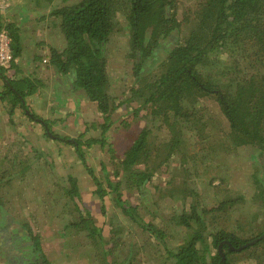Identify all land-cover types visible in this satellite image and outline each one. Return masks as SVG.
Listing matches in <instances>:
<instances>
[{
	"label": "rangeland",
	"instance_id": "374dc122",
	"mask_svg": "<svg viewBox=\"0 0 264 264\" xmlns=\"http://www.w3.org/2000/svg\"><path fill=\"white\" fill-rule=\"evenodd\" d=\"M201 1L177 0L176 16L183 23L182 27L162 42L156 60L147 63L143 78L138 79L139 84L135 81L133 57L127 51L126 17L118 14L122 29L113 36L106 54L107 71L112 82L109 94L115 106L110 116V130L105 135L104 147L99 144L90 149L84 147L89 166L108 193L106 197L102 199L97 193L95 181L81 164L72 145L60 142L56 145L58 148L46 146L44 150L38 149L45 151L42 154L31 153L28 149L32 142L25 139L16 142L15 153L0 154V237L2 232L10 229L13 235L20 233L29 239L28 243L17 239L21 243H16L9 253L0 238V264H22L28 256L25 248L32 243L31 237L39 239V254L49 264H173L168 260L167 249L175 251L189 235L179 226L177 218L183 212L190 213L193 202L199 205V209L211 210L238 199L224 212L207 217L205 235L208 243L212 242L208 234L221 230L244 239L255 238L263 231L264 203L256 196L262 188L258 185V178L264 154L259 147L249 145L232 151L220 149L223 144L218 141L228 134L229 124L221 118L216 99H204L195 106L194 113L208 122V128L201 129L206 140L198 138L199 130L187 129L184 133L187 145L155 172L143 187L146 194L129 189L122 172L115 177L120 158L144 129L152 131L151 148L159 149L158 158L152 165L158 164L166 155L164 144L173 137L172 132L169 126L165 127L159 120L151 118L148 111L140 109L143 100L134 90L153 82L158 76L162 62L187 36L192 25L187 18L193 19ZM2 23L6 25L4 21ZM220 59L218 65L222 66L226 60L233 61L234 58L222 54ZM97 111L98 108L93 106L84 113L79 112L81 116L74 127L65 119L60 126L49 123L50 129L59 137L72 141L99 140L105 121ZM54 124L58 126L53 127ZM20 161L24 163L21 168ZM16 169L21 176L15 174ZM70 178L78 182L79 198L67 194ZM108 180L114 185L121 181L118 193L121 197L111 193ZM186 192L194 196L187 197ZM125 202L137 209L145 223H151L164 233V244L123 213L121 204ZM85 214H89L94 225L101 230L105 243L89 237L87 230L78 226L81 215L85 217ZM212 217L216 219L212 220ZM230 260L232 264H264V249L243 258L233 256Z\"/></svg>",
	"mask_w": 264,
	"mask_h": 264
},
{
	"label": "trees",
	"instance_id": "16d2710c",
	"mask_svg": "<svg viewBox=\"0 0 264 264\" xmlns=\"http://www.w3.org/2000/svg\"><path fill=\"white\" fill-rule=\"evenodd\" d=\"M60 1L63 6L54 11V16L61 21L66 47L63 51H52L51 63L63 76L72 77L75 92H83L87 100L97 103L98 112L105 121L103 134L99 140L72 141L53 133L50 124L38 120V116L33 114L31 119L38 121L57 142L75 148L81 164L95 181L97 193L103 199L108 193L89 166L84 147L90 149L96 144L104 147L105 135L110 130V116L115 106L109 94L112 82L107 71L106 46L114 35L121 32L118 14L126 17L127 51L133 57L134 76L138 84L147 63L156 60L162 42L179 31L183 23L176 16L177 0ZM187 20L192 22L187 36L162 62L158 76L153 82L146 81L134 90L136 96L143 100L140 109L148 111L151 118L159 120L165 127L169 126L173 136L164 144V159L155 166L152 162L158 158L159 149L151 148L149 139L152 131L149 129H144L120 158L115 177L123 173L129 189H138L141 193H145L143 187L155 172L187 145L184 139L187 129L199 130L201 134L198 138L206 140L207 136L202 134L201 129L208 128V122L194 113L195 106L204 99H216L221 118L229 124L228 134L218 141L223 144L220 149L232 151L249 145L259 147L264 154V0H202L193 19ZM2 22L0 19V30L4 25ZM5 26L10 32L12 51L17 58L19 37L11 25ZM222 54L232 55L233 61L226 60L219 66ZM5 81L2 101H8L12 108L20 105L28 110L25 99L35 93V86L31 82H14L6 77ZM260 163L262 172L258 185L262 188L256 199L264 203V158ZM18 164L21 168L24 163L20 161ZM141 166L144 169H140ZM17 170L15 174L21 176L22 173ZM21 171L24 173L26 170ZM107 183L111 193L121 197L118 195L121 181L116 185L110 180ZM78 190L76 180L70 178L67 194L71 198H79ZM185 196L194 194L186 192ZM237 202L238 199L211 210L199 209V205L193 202L190 213L183 212L177 218L179 226L186 229L189 235L175 251L167 249L168 260L173 264H232L230 259L233 256L243 258L264 249V229L252 239L221 230L209 233L212 242L208 243L205 235L207 217L224 212L229 205L234 206ZM121 208L135 224L164 244V233L151 223H145L136 208L126 202L121 204ZM89 214H85V217L81 215L82 221L78 226L87 230L89 237L105 243L101 230L94 225ZM215 219L212 217V220ZM31 238L30 250L38 256L37 264H49L39 254V239ZM253 241L256 243L240 252L230 250L231 247L238 249ZM221 245L224 258L220 255Z\"/></svg>",
	"mask_w": 264,
	"mask_h": 264
},
{
	"label": "crops",
	"instance_id": "0c3cea01",
	"mask_svg": "<svg viewBox=\"0 0 264 264\" xmlns=\"http://www.w3.org/2000/svg\"><path fill=\"white\" fill-rule=\"evenodd\" d=\"M7 2L5 12H0V19L15 30L19 37L20 49L17 64L11 71L7 72L0 68V154L15 153V146L18 144L16 142L25 139L32 142L30 148L34 146L33 149H28L29 152L42 154L45 151L38 149L44 150L46 146L58 148L56 145L60 142L49 139L44 127L38 121H33L31 115L35 114L40 118L38 120L56 123L59 126V123L66 119L70 126L74 127L81 116L80 113L93 106L98 107L97 103L87 100L83 92H75L72 88V77L63 76L51 63L52 51H63L66 47V40L60 27L61 21L54 16V11L63 6L62 2L60 0H7ZM110 43L106 46V54ZM5 77L14 82H31L35 86V93L25 99L28 110H24L20 105L12 108L8 101H2L1 95L6 89ZM29 133L32 134V140Z\"/></svg>",
	"mask_w": 264,
	"mask_h": 264
},
{
	"label": "built area",
	"instance_id": "2783aa9c",
	"mask_svg": "<svg viewBox=\"0 0 264 264\" xmlns=\"http://www.w3.org/2000/svg\"><path fill=\"white\" fill-rule=\"evenodd\" d=\"M7 0L0 2V11L4 10L7 5ZM3 25L0 30V68L11 71L14 65L17 64V58L14 56L12 51V38L8 29Z\"/></svg>",
	"mask_w": 264,
	"mask_h": 264
},
{
	"label": "flooded vegetation",
	"instance_id": "af4514ba",
	"mask_svg": "<svg viewBox=\"0 0 264 264\" xmlns=\"http://www.w3.org/2000/svg\"><path fill=\"white\" fill-rule=\"evenodd\" d=\"M9 232H10V229L8 231H5L4 233L2 232V235H1L2 244L5 243V245H3V246H4L5 249H8V252L9 253H10L11 249L16 246V243H18V244L21 243V241H20L21 239L22 240H27V241H24L25 243H28L29 242L28 241L29 239L28 238L27 239L24 238L23 236H21L20 233H18L17 235L14 234L15 235L14 236L11 232L9 234ZM3 236L5 238L4 240H3ZM17 239H20V240H17ZM31 245H32V243L29 246L26 245V248L24 247L25 248V251L27 252V255L28 256L24 258V260L22 261V264H37V262H38V256L35 255L32 250H30L31 249L30 248ZM6 252H7V250H6ZM11 255H13L12 252H11ZM40 263L41 262H39V264Z\"/></svg>",
	"mask_w": 264,
	"mask_h": 264
},
{
	"label": "water",
	"instance_id": "95a60500",
	"mask_svg": "<svg viewBox=\"0 0 264 264\" xmlns=\"http://www.w3.org/2000/svg\"><path fill=\"white\" fill-rule=\"evenodd\" d=\"M1 1H2V0H0V2H1ZM255 243H256V241H253V242L248 243L247 245L242 246V247H240V248H238V249H235V248L231 247L230 250H234V251H238V252H240V251H242L244 248L248 247L249 245L255 244ZM219 249H220V255L224 258V254H223V252L221 251V249H222V245L220 246Z\"/></svg>",
	"mask_w": 264,
	"mask_h": 264
}]
</instances>
